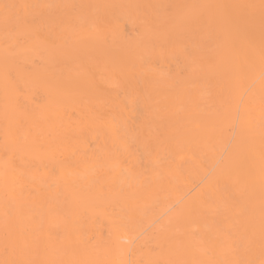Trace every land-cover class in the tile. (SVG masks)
<instances>
[{"label":"bare ground","instance_id":"1","mask_svg":"<svg viewBox=\"0 0 264 264\" xmlns=\"http://www.w3.org/2000/svg\"><path fill=\"white\" fill-rule=\"evenodd\" d=\"M0 264H264V0H0Z\"/></svg>","mask_w":264,"mask_h":264}]
</instances>
